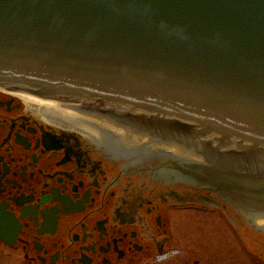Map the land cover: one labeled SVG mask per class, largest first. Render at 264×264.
Masks as SVG:
<instances>
[{
  "label": "flooded vegetation",
  "instance_id": "1",
  "mask_svg": "<svg viewBox=\"0 0 264 264\" xmlns=\"http://www.w3.org/2000/svg\"><path fill=\"white\" fill-rule=\"evenodd\" d=\"M186 171L0 89V213L22 264H220L184 210Z\"/></svg>",
  "mask_w": 264,
  "mask_h": 264
},
{
  "label": "water",
  "instance_id": "2",
  "mask_svg": "<svg viewBox=\"0 0 264 264\" xmlns=\"http://www.w3.org/2000/svg\"><path fill=\"white\" fill-rule=\"evenodd\" d=\"M115 4L118 5L119 8L122 6L121 0H114ZM159 2L162 4V9H169L173 13H178L180 16V20L168 16L164 12L157 13V15L154 17V20L157 19V24L159 31L162 35H166V43H174L178 44L184 49H189V43L184 40V26L190 27L191 24L193 25L194 16L187 14L188 12L186 10H181L178 7H180V4L182 6L187 5H206L208 7V10L210 11V14H206L204 17V21L200 22V25L197 26V34L201 37L207 39V40H215L216 42H219L223 40L228 45V38L223 33L224 27L219 25L221 19L219 10H222L231 17L232 20H238L241 23L236 24H243L248 20L254 21L252 25L249 26V31L245 33L242 31L239 35L240 41L242 42V46L244 47L245 52H256L257 48H255L256 43L258 42L259 36H262V30L260 28V20H264V0H159ZM106 6L110 12L111 19L115 22L118 20H122L124 18V13L121 11L115 10L112 3H110V0L107 1ZM114 8V9H113ZM205 8V7H204ZM182 11V12H181ZM204 11L200 10L196 14V18H199V16L202 18V13ZM46 16V15H45ZM47 17V16H46ZM51 20L54 22L53 16L50 17ZM179 18V17H178ZM248 19V20H247ZM32 24L33 21L29 20ZM45 18L41 19V23H33L32 25H29L30 34L29 37L33 41V43L37 44L38 40L40 42H46L49 45H53L58 49H61L62 47L66 48L65 50L69 51L70 48L75 50H82V54L89 56V54L97 53V58L100 57V54L102 52H108L111 56L118 53V50H115L116 47L112 45V42H114V39L118 38V30L115 28H112V30L108 31V35L105 34L104 41L100 39L101 42L105 43V47H102L104 44L97 43V39L100 37H97L95 32L91 31L89 34H84L83 32H86V30L81 29L83 32L80 34L81 31H77V33L71 31V32H62L59 33V31L54 33V28L52 25V22L46 21ZM43 22V23H42ZM118 25V23H115ZM45 26H49L50 30H48ZM240 26V25H239ZM193 27V26H192ZM169 32L164 34V32ZM189 31H192L190 29ZM101 35V33H100ZM115 39V40H116ZM183 41V42H182ZM111 48L113 49H110ZM95 48L93 51L92 49ZM72 51V50H71ZM110 56L108 58H110ZM238 61H243L245 65H250L251 63L247 60H244L241 58L240 55H235ZM102 57L106 58L102 55ZM107 59V58H106ZM182 59H179L178 57L174 61L175 71L176 74L180 75V78L177 81H171L166 82L167 87H172L174 89V92L171 94L172 97H168V100H165V102H168L169 104L176 103L173 101L172 98H178V99H187L190 98L192 95V99L200 100V101H216L221 100L224 96L227 95L228 89L233 90L235 92H239V87L243 84L244 85V92L255 94L257 95L258 99H264V56H263V65L260 64L259 67L254 72L246 71L245 74L243 72L233 73L231 78L229 79V82L227 81L223 82V73L225 72V75L228 76L227 70H223L222 73H219L218 71H215L211 68H205V69H196L193 66L188 67V64H185ZM82 68V67H80ZM254 69V67H250ZM202 70H211L210 76H212V84L213 87L211 89H208L205 85L209 82V77L205 75L202 79V81H197V76H203L204 74L201 72ZM4 71V70H0ZM228 74V75H227ZM215 76L217 78H215ZM233 77V78H232ZM152 78L154 82L159 81L160 76L159 73L156 72L154 75H152ZM157 78V79H156ZM158 83V82H157ZM142 99H145L146 97L141 96ZM60 104V106L63 108V104H61L59 101L56 100ZM67 108H74V107H67ZM65 115L67 116V119L78 121L81 123L85 128H92L96 131H111L114 132V135L118 134L120 135L118 138H121L125 140L126 142H148L150 143L151 137L149 134L145 132H141V130H132L130 128H118L116 124L101 122L100 120H93L92 118H89V116L85 114H76L75 112L70 111V109L63 108ZM159 115H156L153 118H158ZM162 122H167L165 118L162 119ZM191 126H195V124H188ZM264 136V133L262 134ZM210 137H214L213 140H216L217 142H222L225 140H232L231 137L225 136L224 138L221 137V135L217 132L210 131L209 134L206 133V135L202 136L204 141L203 143H198L193 141L194 139L189 140V142L183 141V144H177V145H169V149L172 151L173 155L178 158H187L190 159L194 152L203 149V147H206L208 142V139ZM208 141V142H207ZM233 142H238L235 138L232 140ZM161 143V142H160ZM166 144V143H163ZM212 144V143H211ZM213 145V144H212ZM162 146V145H161ZM167 148V147H165ZM196 150V151H195ZM201 151V150H200ZM200 154L199 152H196ZM220 154V153H219ZM264 197V194H263ZM242 210L248 211L249 208L243 207ZM262 215V213H261ZM260 215V216H261ZM255 223H257L259 226H264V218L257 217L255 220ZM8 230H9V224L0 222V238L6 243H9L8 238Z\"/></svg>",
  "mask_w": 264,
  "mask_h": 264
},
{
  "label": "rangeland",
  "instance_id": "3",
  "mask_svg": "<svg viewBox=\"0 0 264 264\" xmlns=\"http://www.w3.org/2000/svg\"><path fill=\"white\" fill-rule=\"evenodd\" d=\"M192 193L201 194L205 199L213 198L210 196V193L213 192L209 189H199L195 185ZM193 201L194 199H192V203H194ZM190 202L188 201V203ZM214 202L216 204L207 200V204L203 203V206H200L202 208L200 211L188 210L189 222L199 225L204 230L208 252L223 254V256H217L220 264H264V232H258L248 222L235 223L234 227L237 226L245 238L243 239L240 234L237 236L230 220H237L240 223L239 219L242 218V213L236 209L235 211L228 209L224 213L226 203L217 200ZM8 254L9 251L0 244V264H22L20 258L15 259Z\"/></svg>",
  "mask_w": 264,
  "mask_h": 264
},
{
  "label": "bare ground",
  "instance_id": "4",
  "mask_svg": "<svg viewBox=\"0 0 264 264\" xmlns=\"http://www.w3.org/2000/svg\"><path fill=\"white\" fill-rule=\"evenodd\" d=\"M28 98H30L29 100V102L30 103H34V104H42V105H45V108L47 109V110H50V111H52V112H54V113H60V114H62V115H65V113H64V110H63V108L60 106V104L58 103V102H56V101H50V102H47V99L48 98H44V99H38V98H34V97H30V96H27ZM44 107V106H43ZM56 111V112H55ZM66 116V115H65Z\"/></svg>",
  "mask_w": 264,
  "mask_h": 264
}]
</instances>
